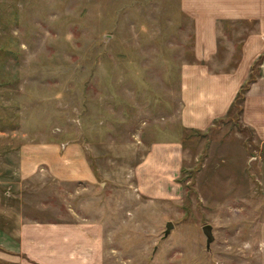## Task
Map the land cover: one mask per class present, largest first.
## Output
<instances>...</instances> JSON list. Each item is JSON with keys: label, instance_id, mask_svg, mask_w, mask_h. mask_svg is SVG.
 Wrapping results in <instances>:
<instances>
[{"label": "rangeland", "instance_id": "rangeland-1", "mask_svg": "<svg viewBox=\"0 0 264 264\" xmlns=\"http://www.w3.org/2000/svg\"><path fill=\"white\" fill-rule=\"evenodd\" d=\"M245 31L219 34L212 68L236 63ZM192 38L180 0H0V138L29 218L99 222L104 264H264V139L243 102L181 123ZM23 142L79 146L94 179H20Z\"/></svg>", "mask_w": 264, "mask_h": 264}, {"label": "crops", "instance_id": "crops-1", "mask_svg": "<svg viewBox=\"0 0 264 264\" xmlns=\"http://www.w3.org/2000/svg\"><path fill=\"white\" fill-rule=\"evenodd\" d=\"M180 7L192 19L194 55L181 68L180 121L185 127L207 129L227 115L254 62L264 53V0H180ZM236 22L246 27L235 45L236 63L212 68L209 61L220 49L219 34ZM258 67L260 75L247 89L243 111L247 126L264 139V58ZM7 140L0 138V151L5 153L0 159V264H104L99 222L25 214L22 192L16 194L12 187L14 145ZM19 149L20 179L38 173L41 166L59 178L94 179L77 145L23 142Z\"/></svg>", "mask_w": 264, "mask_h": 264}, {"label": "trees", "instance_id": "trees-1", "mask_svg": "<svg viewBox=\"0 0 264 264\" xmlns=\"http://www.w3.org/2000/svg\"><path fill=\"white\" fill-rule=\"evenodd\" d=\"M264 58V53H262L258 59L254 62L253 66H252V69L250 71V74L249 76L246 78V80L243 82V84L240 86L237 94H236V97L232 103V106L229 110V113L225 116H228L230 114V111L232 110V108H234L235 110L232 112V114H237L239 113V111L242 110V102L243 100L245 99V93L247 91V89L249 88L250 84L252 81L256 80V77H257V64H259L262 59ZM232 114H230L232 116ZM224 117H221L219 119H222ZM218 119V120H219Z\"/></svg>", "mask_w": 264, "mask_h": 264}, {"label": "water", "instance_id": "water-1", "mask_svg": "<svg viewBox=\"0 0 264 264\" xmlns=\"http://www.w3.org/2000/svg\"><path fill=\"white\" fill-rule=\"evenodd\" d=\"M173 224H174L173 221H171V220L167 221V223H166V231H165L166 235L170 231V229L173 226ZM203 230H204L205 234L207 235V246H209L211 241L214 238V236L212 234V225L211 224L203 225Z\"/></svg>", "mask_w": 264, "mask_h": 264}]
</instances>
